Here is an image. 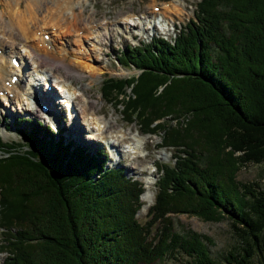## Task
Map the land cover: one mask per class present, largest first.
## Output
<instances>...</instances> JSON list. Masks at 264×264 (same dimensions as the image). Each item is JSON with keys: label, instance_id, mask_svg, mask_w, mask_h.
Returning <instances> with one entry per match:
<instances>
[{"label": "trees", "instance_id": "trees-1", "mask_svg": "<svg viewBox=\"0 0 264 264\" xmlns=\"http://www.w3.org/2000/svg\"><path fill=\"white\" fill-rule=\"evenodd\" d=\"M173 38L126 45L119 60L140 72L106 76L100 87L123 119L172 149L157 163L145 221L136 218L141 183L108 167L102 150L66 143L41 120L20 121L22 141L0 138L3 264H153L179 251L190 264H216L213 240L176 231V214L228 218L242 244L226 251L227 264L257 254L264 187L236 174L264 161V0H198Z\"/></svg>", "mask_w": 264, "mask_h": 264}, {"label": "rangeland", "instance_id": "rangeland-1", "mask_svg": "<svg viewBox=\"0 0 264 264\" xmlns=\"http://www.w3.org/2000/svg\"><path fill=\"white\" fill-rule=\"evenodd\" d=\"M11 1L13 5V0H0V12L4 11L5 9V2ZM77 4L82 5L81 9L82 12L80 13L81 19L80 21V28L85 30L84 28L90 27L91 24H99L105 20L108 21H114L115 19L119 18L122 15L125 14H131L132 19L131 22L133 23L136 21L137 17L142 15L143 21L153 20V19H161L162 22H167V24H159L155 25L153 28H147L145 30L142 29L141 34L137 37L133 36V32H130L133 28L136 26L131 25L130 27L126 26H109L108 28H100L95 27L93 28L95 32L89 34V38L87 37V34H84V38H82L81 43H77L78 47L82 48V51H85L87 54L91 55V57L95 60L92 61V63H96L98 66V70L95 73H90V71L86 70L82 72V75H74L72 76L73 81L76 83L77 90L79 91V95L77 94L76 103H79L77 105V121L78 124L82 123V116L83 114L80 112V106L82 103H86V101H89L88 107H94L95 109L99 110L102 113V116L105 117V120L107 119L110 121L109 128L112 127V129H115L116 127H123L124 130L127 132V138L125 140L131 141L135 135V133L138 131V125L134 122L130 123L128 121H125V119H121V109L118 106H114L112 102H108L104 100L105 98L102 96L100 91V86L102 85V81L105 78V76L112 75V76H125V74H131L136 73L137 71L133 68H122L119 64L114 63V57L115 55H118L120 52V49L124 48V44H137L141 40L142 41H149L151 39V36L154 35H161L163 37H166L167 39L171 38L174 35V32H177L179 27H183L184 23L187 22L189 19L194 17V4L198 0H168V1H162V0H74ZM20 3H22L20 6V10L18 9V13L20 14L23 9H25L24 4H28V0H19ZM11 5V8H12ZM157 5V9H154V6ZM77 11H79V8H76ZM139 22V21H138ZM1 23V22H0ZM89 24L88 26L86 24ZM142 24V23H140ZM146 25V23H143ZM86 25V26H85ZM137 26L135 29L140 28ZM40 27V26H39ZM167 29L165 31L163 29ZM123 29V30H122ZM88 31V29H86ZM127 30L130 36L135 37L132 38L128 36ZM164 30V31H163ZM137 31V30H135ZM47 32V30H45ZM139 32V31H138ZM73 34V35H72ZM72 34L65 36L64 38H75L77 31L73 30ZM75 34V35H74ZM37 35H39L37 33ZM80 35V34H79ZM83 35V34H81ZM73 36V37H71ZM101 36V44L99 45L96 43L97 37ZM126 36V37H125ZM18 38V39H17ZM16 40L12 41L11 38H9L7 35L2 33V26L0 24V44H4L5 47H7L8 50H13V45L20 44L21 37L17 36ZM104 40V41H103ZM14 43V44H12ZM101 48V49H100ZM15 50V49H14ZM11 51V50H10ZM106 54V55H104ZM29 61V57L27 58ZM29 63H31L29 61ZM90 63V62H88ZM111 63V64H110ZM29 68H31V64H29ZM29 68L26 69V74H29ZM60 72L63 73V75H66L63 68H60ZM48 75L52 74L50 72H47ZM108 74V75H104ZM56 76V75H55ZM54 76V77H55ZM57 77V76H56ZM28 79V77H27ZM26 77L22 79V82L19 83V87H23L25 85V82L27 81ZM54 83V81L52 82ZM52 90H55V92L60 91L54 88V85L51 84ZM22 89V88H21ZM57 90V91H56ZM83 90V91H82ZM128 91V89H126ZM82 93V94H81ZM84 93V94H83ZM85 95V96H83ZM84 97V98H83ZM54 98V97H53ZM85 98L87 100H85ZM85 100V102H83ZM79 101V102H78ZM11 102V101H10ZM6 102L3 101L2 96L0 95V135L1 139L5 142L11 141V140H18L19 135L16 133V131L12 128V121H14L19 115L22 116V118H25V115H29V117H32V121L37 120V115L29 110H26L25 112L18 111L20 110L16 103H13V100L10 105L5 104ZM54 103V100H53ZM67 110L63 109V111H54L53 118H48L45 120V123L50 124V126L53 128L55 126L64 127V131L67 132V135L65 136L68 139L75 138L73 134L70 133V129L73 126L72 120H69L68 114L66 113ZM73 113V112H72ZM80 116H79V115ZM70 115V114H69ZM60 118L59 120H57ZM173 123V122H172ZM27 124V123H26ZM23 124V125H26ZM8 126V130L4 129V126ZM81 130L83 132V135L77 137L78 141L76 143V146H83L87 149L95 152V150L104 147L106 150V145L95 141L91 142V144H88V139H86L87 131L85 129V125L81 124ZM67 130H66V129ZM86 132V133H85ZM139 132V131H138ZM132 135V138H131ZM73 136V137H72ZM85 136V139H84ZM143 143V152L142 155L139 156L136 159L131 160L127 157L125 154V158L121 161L120 164L115 165L117 162L115 159H108V166L109 167H118L122 168L125 176L132 177L134 179H138L140 182L146 181V184L143 185V188H145L144 193L142 194L140 201L143 203V207L139 209V211L136 213V218H138L141 222L145 221V213L147 212L148 207L150 206L151 202V196H155L156 194V180L158 176V171H155L151 173V170H153L151 163H167L172 156V149L165 147H157V144L160 143V137L153 135L152 133L145 134ZM98 140L97 138H95ZM125 142V141H124ZM123 145V142H121ZM126 143V142H125ZM127 144V143H126ZM157 147V148H156ZM119 148V147H118ZM120 155V154H119ZM129 156V155H128ZM130 157V156H129ZM151 162V163H150ZM114 165V166H113ZM122 165V167H120ZM131 166H134L135 168H130ZM144 167L147 169L148 173L144 174L139 172L138 170L140 167ZM236 179L240 180L241 182H252L257 181L260 182L262 187H264V161L254 164V163H248L245 165V167H242L238 174H236ZM147 180L151 182V184L147 183ZM156 182V183H155ZM143 195H146L145 197ZM174 219V226L176 231H183L185 229H190L207 235L213 240V244H207V248L210 251L211 258L216 264H227L225 263L224 257L226 255V251L229 249H235L242 244L240 241V238L236 236L231 230V221H229L228 218L224 217L222 220L218 222H212V221H203L198 219L195 216L185 215V214H176L173 216ZM2 233L0 232V245L2 243ZM264 237V234H263ZM6 259V255L4 253H0V263L3 262V260ZM190 258L185 253L179 251L175 255H167L164 256L160 261H157L153 264H190L189 262ZM248 264H264V244L260 246L259 251L257 254H255L249 261Z\"/></svg>", "mask_w": 264, "mask_h": 264}, {"label": "bare ground", "instance_id": "bare-ground-1", "mask_svg": "<svg viewBox=\"0 0 264 264\" xmlns=\"http://www.w3.org/2000/svg\"><path fill=\"white\" fill-rule=\"evenodd\" d=\"M78 2L80 1H77V3ZM77 3L74 0H28V4H24L25 9H23L20 14H16L19 12L18 9L20 8L18 5H21L22 3H20L19 0H13V5L11 1L5 2V9L4 11L0 12L2 33L11 38L12 41L16 40L17 36L21 37V41L20 44L16 45L15 43V45H13L12 48L16 50H12L11 54H6L8 50L5 48L4 44H0V47L2 48L0 53V91L7 90V92L14 93L16 98L15 102L17 103L18 107L22 108V104H26L25 108L27 109H33L32 104L29 102V98L32 96L33 92L37 96L34 102L35 109L38 110L40 103L43 102L48 106L47 112L54 114V111H59V107L57 104H55V101L53 103V97H56L57 92L52 90L51 87L45 90L43 94H40L39 87L33 90L27 85L36 84L41 76H45L44 73L46 74V72H50L53 76L56 75L57 77L61 78L62 81H64L59 86L58 82L51 83L54 85V88L58 87V89L62 92L65 91V88L71 96V98L69 97L68 99L64 100L65 103L69 104L71 107L69 116L72 120L73 126L70 129V133L75 137H79L81 135V124L85 125V129L88 130L86 139L96 140L95 138H97L98 140L102 139L104 142H106L111 151L120 154L118 164H120L123 158H125V154L131 160L136 159L142 155V142L144 141V136L137 132L133 138L131 135V141L125 140L127 138L126 130H124L122 126H118L115 129H112V127L109 128L108 123H110V121L107 119L105 120V117L102 116V113L99 110L92 106L88 107L90 103L89 101L82 103L80 106V112L83 114V116L82 123L78 124L79 120L77 121L76 106L79 105V103H76L75 100L76 98H79L77 97V94L79 95V91L77 90L76 83L73 81L72 76H80L82 75V72L86 70L90 71V73L99 71L96 63H92V61L95 59H93L91 55L87 54L85 51H82L81 47L77 46L78 42H82L81 37L84 38V34H87V37L89 38V34L95 32L93 29L95 27L108 29L109 26L113 25L126 27L133 25L137 27L139 23H129L131 22V18L128 14L122 15L111 22L105 20L99 24H91L90 27L84 28L85 30H83L80 28L79 22V19H81L80 13L82 12V5ZM76 8H79V11H77ZM144 17L141 16L138 18L139 22L142 23L140 24L142 25L140 26V29L145 30L146 28H151V26H154L153 22L156 19H148L145 22L143 21ZM143 23H146V25ZM86 25L88 26L89 24L87 23ZM49 28L54 35H49V39L45 40L43 35L46 33L45 30ZM86 29H88V31ZM73 30L77 31L75 38H64L65 36L72 34ZM37 33L39 35H37ZM133 36H136V34H133ZM96 43L98 45L99 43H102L101 36L97 37ZM14 53H16L17 57L21 61V66L17 69H15V67L10 64V59ZM25 56L26 58L29 57V61L31 63L25 59ZM29 64H31L32 68L30 73L26 74V68H29ZM60 68H63L66 75H63V71L60 72ZM13 73L18 74V80L25 77L27 79L28 77L27 81L25 82V86L21 87L22 89L16 82L10 85V87L4 85V81L9 80ZM43 84L45 85L46 83ZM2 99H5L4 94L2 95ZM85 100L87 99L85 98ZM85 100L83 102H85ZM124 141L127 143L126 150H122L124 145L122 146L121 142ZM130 142L133 143L131 147L128 145ZM144 167L141 166L138 171L140 172L144 169ZM130 168L133 169L135 167L131 166ZM151 182L147 180L148 184ZM143 196L145 197L146 195ZM150 198L152 200L154 197L151 196ZM141 199H143V197Z\"/></svg>", "mask_w": 264, "mask_h": 264}]
</instances>
